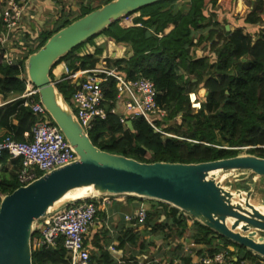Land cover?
<instances>
[{
  "label": "trees",
  "instance_id": "trees-1",
  "mask_svg": "<svg viewBox=\"0 0 264 264\" xmlns=\"http://www.w3.org/2000/svg\"><path fill=\"white\" fill-rule=\"evenodd\" d=\"M176 2L161 0L139 9L137 12H140V16L136 21L142 27L122 28L115 22L99 33L116 45L128 46L130 51L126 57L100 59L101 46L91 53H81L76 49L79 45L56 64L65 62L69 69L77 70L98 67L105 60L108 67L116 66L117 71L128 79L143 76L152 80L159 91L156 101L167 111V118L172 119L180 114L181 121L177 125L164 128L177 137L161 135L143 118L133 119L131 130L120 123L116 115L110 114L107 119L96 121L89 130L91 141L101 150L145 163H199L230 158L238 155V149L234 147H249V154L264 158V27L257 35L246 31L248 25L264 23V0H253L242 22H232L235 27L228 31L225 26H220L216 17L213 19L214 12L205 14L207 0H183L179 7ZM99 7L91 8L82 2L79 14L63 19L52 32H41L38 46L30 48L25 59L59 29ZM168 23H173L174 28L167 35L158 38L151 32L162 31ZM197 33L199 37H196ZM95 36L85 42H90ZM203 41L209 42L213 60L209 56L189 54L188 49ZM3 51L0 45V94L4 99L11 97L13 100L0 107V140L10 136L17 141H25L24 132L30 131L38 118L29 107L23 105L27 99L19 97L26 90L23 61L10 65L2 58ZM199 87L205 88L207 95L200 109L193 111L188 94L196 92ZM56 88L70 103L75 85L61 81ZM103 93L105 107L109 108L114 104L116 95L112 78L103 84ZM200 93H203L202 88ZM38 98V94L33 96L34 100ZM2 130L4 133H1ZM20 166V158L8 151L1 152L0 200L20 186L17 180ZM248 183L240 188L247 190ZM126 201L127 207L132 208L135 201L141 202V198L127 196ZM159 204L161 208L157 207ZM113 207L118 211L125 208L116 202ZM105 216L106 206L99 203L96 217L101 222L100 228L92 231L84 240L90 254L88 264H159L154 259L159 261L163 256L150 258L151 250H160V245L165 247L169 240L183 238L187 234L195 244L203 246L199 254L226 249L231 264H239L242 259L253 261L257 258V255L195 219L189 221L175 207L152 200L145 222L139 224L133 221L126 226L122 221L117 226V247L124 252L127 246H137L138 249L123 262L116 263L106 249L109 237L103 224ZM38 235L36 230L32 244ZM156 241H160L159 245ZM173 251L179 253L181 247ZM234 257L237 258L236 262L233 261ZM189 260V257H183L184 262ZM32 263L70 264V257L59 241L53 248L33 247Z\"/></svg>",
  "mask_w": 264,
  "mask_h": 264
},
{
  "label": "water",
  "instance_id": "water-1",
  "mask_svg": "<svg viewBox=\"0 0 264 264\" xmlns=\"http://www.w3.org/2000/svg\"><path fill=\"white\" fill-rule=\"evenodd\" d=\"M158 1L161 0H110L59 29L28 55L26 76L77 158L1 197L0 264H33L35 224L54 210L51 207L64 195L82 187L87 194L68 201L93 195H125L163 202L264 259V212L251 201L256 178L264 177V158L238 154L199 163H145L106 152L93 144L51 79L53 67L65 54L123 16ZM127 127L132 130L131 121ZM221 172L254 178L247 190L233 191L222 186L223 178L217 180Z\"/></svg>",
  "mask_w": 264,
  "mask_h": 264
},
{
  "label": "built area",
  "instance_id": "built-area-1",
  "mask_svg": "<svg viewBox=\"0 0 264 264\" xmlns=\"http://www.w3.org/2000/svg\"><path fill=\"white\" fill-rule=\"evenodd\" d=\"M36 0H0V17L2 30L0 31V45L4 50L2 58L10 65L17 64L11 53L14 48L13 39L20 28L24 11ZM52 2L58 0H51ZM136 12L123 16L119 21L120 27H141V23L135 22ZM60 74H62L60 76ZM60 74L52 79L55 86L61 81H67L75 85L71 93L70 108L88 134L89 130L98 120H105L110 114L116 115L119 122L127 126L128 121L143 118L156 132L166 137H175L165 131L162 126L167 111L156 101L159 91L154 82L146 77L138 76L128 79L117 71L115 67H108L105 60L100 66L89 69L71 70L65 62H60ZM26 76V75H25ZM108 78L115 83L114 104L105 107L103 84ZM26 90L19 97L26 98L23 105L31 109L38 118L30 131L24 132L25 141H17L10 136L0 140V154L8 151L20 158L21 166L17 173L20 186L26 185L40 175L50 170L74 161L77 154L71 144L65 139L61 130L49 117L45 107L33 96L37 95L36 88L25 77ZM190 105L198 110L200 103L195 93L188 94ZM122 103L123 112L119 113L118 104ZM248 149L249 147H238ZM237 148V149H238ZM117 196L93 195L81 200L68 201L52 210L35 224L40 237L33 247L43 246L53 248L61 241L64 249L70 257V264H88L90 254L84 240L94 226L97 215V205L103 203L106 208L110 201ZM148 208L141 204L132 213L123 215L126 222L136 221L139 224L145 222ZM180 211V210H179ZM182 212V211H181ZM185 217L187 214L182 212ZM108 218V217H107ZM111 252L115 248L109 246ZM203 249L202 245L193 241L188 246H182L178 257L171 260H157L159 264H231L228 251L221 249L212 254L198 253ZM183 257H189V262H184ZM246 260H240L239 264H245Z\"/></svg>",
  "mask_w": 264,
  "mask_h": 264
},
{
  "label": "rangeland",
  "instance_id": "rangeland-1",
  "mask_svg": "<svg viewBox=\"0 0 264 264\" xmlns=\"http://www.w3.org/2000/svg\"><path fill=\"white\" fill-rule=\"evenodd\" d=\"M46 1H50L49 3L52 4L53 9L51 10V13H50L49 17L44 18V20L42 19L43 22H44L43 25H40V24L38 25V24L35 23V25H38V29H39L38 34L40 32H44L46 30L52 32L53 29H55L58 25H60V23H61V21L63 19H66L67 17L72 18V17L76 16L77 14H79L80 13V6H81L82 2L84 4H86L87 6L91 7V8H95V7H99L100 5L101 6L104 5V2H106L107 0H58V1H55V2H52L51 0H46ZM180 1H183V0H179L178 2H180ZM210 1L211 0H207V14L212 12L211 10L218 9L220 11L219 13L221 15L220 14L217 15V18H220L219 22H220V26L221 27L228 25L229 26L228 30H231V29H233L235 27L232 24V22H237V23L242 22V19L245 16L244 11H243L244 8L242 9L241 13L240 12L239 13H234V11L232 10V7L230 6L229 8H230V10L232 12V13H230V17H226V16L223 17L224 15L222 16V14L227 12V11L222 9L223 8V4L227 5L228 3L224 0V1H222V3L219 4V3H217V0H212V1H215V3L211 4ZM243 2L248 7V9H250L253 0H243ZM230 5H231V3H230ZM43 8H44V6H43ZM210 8H211V10H208ZM237 8H238V5H237ZM245 9H247V8H245ZM33 12H35V14H37L38 11H36V9H34ZM215 17H216V13H215V16H214L213 19H215ZM263 27H264V23L260 24L259 26H255V25L254 26L253 25L249 26L248 25V27H246V31L248 30L249 32L254 33L253 35H257L259 33V31H261V29ZM37 40L38 41H36V42H39L40 38H38ZM100 46L102 48V54L99 55L100 59L110 57V55H106L105 54V53H108L109 49L110 50H114L115 49V50H117V53H118V45L114 44V42L110 38L106 37L104 34L96 35L90 42H85L84 44L82 43V45H80L76 49H77V51H82L83 52V51L88 50L90 48H97V47H100ZM199 49L200 50H198V51L200 52V55L209 56L210 51H208V49H209V42L208 41H205L203 44H200L199 45ZM209 57H210V60L214 59L213 55H211ZM58 65L59 64H56L54 69H56L58 67ZM25 75H26V71H25ZM50 75H51V77L53 79L56 78V75L53 73V71L50 73ZM200 89L198 91L199 93L197 92V94H199L197 102L199 101L200 107H201V104H202L201 102L205 98L204 92L206 90L202 89L203 93H200ZM69 102L71 104V97H70V101ZM190 107H191V105H190ZM166 118H167V116H166ZM166 118H165L164 122L162 123L163 128H168L169 126H171V127L173 126L174 127L175 125H177L176 123H179L181 121L179 114L176 117L172 118V119H168V118L166 119ZM170 134H172L175 137H177L173 133H170ZM179 138H181V137H179ZM237 148L238 147H234V149H237ZM247 150L248 149L238 148L237 153L239 155L249 154L247 152ZM221 178H223L221 180L222 181L221 182L222 186L229 187V189L234 191L235 189H238V188L246 185L248 182L251 183L252 182L251 180L254 177H253V175L246 177V174H244V173L243 174H239V173H234V172L228 173L227 175H223V173L221 172V173L218 174L217 180H220ZM256 180H257L256 181V187H255L254 192H253V194L251 196V201L256 206H259L260 207L259 209L262 212H264V177H260V178H258ZM245 181H247L246 184H245ZM240 189L245 191V189H243V188H240ZM117 197L118 198H122L124 200L127 196L121 195V196H117ZM68 200H72V199H68ZM68 200H65V201H68ZM141 203L144 206H146L147 208H149L151 203H152V200L151 199H146V198H141ZM57 207H55V208H57ZM157 207L161 208V204L157 205ZM187 218H188L189 221L193 220L192 217L188 216ZM192 241L193 240H192V238L189 237V234H187L186 237H183V238L171 239V240L168 241V243H167V245H165V247H162V245H160L161 246L160 250H155V249L151 250L149 256H150V258L151 257L157 258V257H159V255L163 256V258H161L163 261L165 259L168 260V259L176 258V257H178L180 255V252L176 254V252L173 251L174 250L173 248H176L178 246H181V248H182V246H188L190 243H192ZM159 243H160V241H156L157 245H159ZM111 245L115 246L116 243H113ZM137 249H138L137 246L135 248L127 246V248H125V252L123 253V255L124 256H129V255L131 256L133 254V252H135ZM143 256H146V255H143ZM143 256H141L140 258L143 259L144 258ZM246 264H247V262H246Z\"/></svg>",
  "mask_w": 264,
  "mask_h": 264
},
{
  "label": "crops",
  "instance_id": "crops-1",
  "mask_svg": "<svg viewBox=\"0 0 264 264\" xmlns=\"http://www.w3.org/2000/svg\"><path fill=\"white\" fill-rule=\"evenodd\" d=\"M179 0H177V4L179 7L181 5V3H183V1H180L178 2ZM222 1L224 0H217V3H222ZM228 4L227 5H224L223 4V10L227 11L225 12L224 14H222L223 17H230V13L231 10H230V6L232 7V10L234 11V13H241L242 12V9L244 8H247V9H243L244 11V14L246 15L247 12L249 11L248 7L245 5V3L243 2V0H225ZM50 1H46V0H36L34 3H32L29 8L31 9H26L24 11V14H23V18L21 20V23H20V28L17 30V33L13 39V43H14V48L12 49L11 53H13V57L14 59L16 60V62H21L23 61V64L25 65V61L27 59H25V56H27V54L29 53V49L30 48H35L38 46L39 42H36L38 41L37 39L40 38L39 35L40 33L38 34L39 32V29H38V25H43L44 22V18H47L49 17L50 13H51V10L53 9V6L51 3H49ZM211 4H214L215 1H212L210 2ZM231 3V5H230ZM180 4V5H179ZM237 5H238V8H237ZM44 6V8H43ZM226 8V9H225ZM34 9H36L37 14H35ZM50 10V11H49ZM208 10H211L208 9ZM29 11V12H28ZM212 12L216 13V19L217 21H220V18H217V15H219L220 11L218 9H215V10H211ZM230 11V12H229ZM34 13V14H33ZM205 14H207V11H205ZM221 15V14H220ZM232 15V14H231ZM238 15V14H237ZM140 16V12H136V15H135V19L134 21H136V19ZM245 17V16H244ZM43 19V20H42ZM38 24V25H35ZM119 24V23H118ZM120 26V25H119ZM122 27V26H121ZM134 27H137V26H134ZM142 27V26H141ZM123 28V27H122ZM174 28V24L173 23H168L162 31H158L156 33H154L153 31H151V29H149V31H151L153 34H155L158 38H161L162 36L164 35H167L172 29ZM47 31V30H46ZM200 34L197 33L196 37H199ZM196 41V40H195ZM35 42V43H34ZM205 41H203L202 43L200 44H203ZM34 43V44H33ZM199 44V45H200ZM199 45L195 46V47H191L190 49H188L189 51V54H194L196 55L197 57H202L204 55H200V52L198 50L199 49ZM94 48H90L88 50H85V51H81V53H91L93 52ZM130 51V48L128 46H125V45H118V53H117V50H108V53H105L106 55H110L109 58H122V57H126L128 52ZM209 51V49H208ZM212 53L210 52L209 53V56H211ZM206 56V55H205ZM107 58H105L106 60ZM58 67L56 69L55 66L53 67L52 71L55 75H58L60 74V63H58ZM51 71V72H52ZM52 78V77H51ZM53 79V78H52ZM202 88L203 90H206L205 88L203 87H199L198 90L196 92H193L196 94L197 97H199V94H197V92L199 91V89ZM199 93V92H198ZM206 91L204 92V95H205ZM13 99H11V97H7L4 99V97L0 94V107L1 106H4L6 105L7 103L11 102ZM193 111H197L195 109L192 108ZM118 111L119 113L123 112V106H122V103H119L118 104ZM180 115V114H179ZM1 133H4V130L1 131ZM9 168H11V164H9ZM260 177H257L256 179H258ZM257 181V180H256ZM121 203L122 206H124L125 208L124 209H120L118 211V209H113V204L114 203ZM134 202V201H133ZM127 201H126V198L123 200L122 198H116V199H112L110 201V205L109 207L106 208V216L104 218V226H105V230H107V235H108V244L106 246V249L108 251V253L111 255L112 258L115 259V262L116 263H121L123 262L127 256H124L123 253V249L121 248H118V244H119V240H118V235H119V228L117 227L122 221H124L126 224V226H130V223L126 222L123 218V215L124 214H127V213H132L138 206H140L142 203H137L136 201L134 202V205H133V209L129 207H127ZM139 204V205H138ZM184 216V215H183ZM108 217V218H107ZM123 223V222H122ZM100 225H101V222L99 221L98 218H96V221H95V224L94 226L90 229V232L89 234L87 235L90 236L92 234V231H94L95 229H98L100 228ZM118 228V229H117ZM40 237V234L38 236L35 237V242L38 241ZM113 243H116L115 246L111 245ZM109 246H112L113 248H115V251L114 252H111L108 247ZM181 247V246H180ZM177 248V247H176ZM174 249V248H173ZM134 253V252H133ZM181 253V252H180ZM177 254V253H176ZM257 258L255 260H251V261H246L247 264H264V259L261 258L260 256H256ZM168 260H171V259H168ZM234 261V259H233ZM236 262V261H234ZM245 262V264H246ZM235 264V263H234Z\"/></svg>",
  "mask_w": 264,
  "mask_h": 264
},
{
  "label": "bare ground",
  "instance_id": "bare-ground-1",
  "mask_svg": "<svg viewBox=\"0 0 264 264\" xmlns=\"http://www.w3.org/2000/svg\"><path fill=\"white\" fill-rule=\"evenodd\" d=\"M86 190H87L86 188L82 187V188H77V189H74V190L68 192L66 195H64V197H62L60 200H58L51 208L59 206L65 200L84 197L87 194ZM92 194H94V193L92 192ZM119 196H121V195H119Z\"/></svg>",
  "mask_w": 264,
  "mask_h": 264
}]
</instances>
